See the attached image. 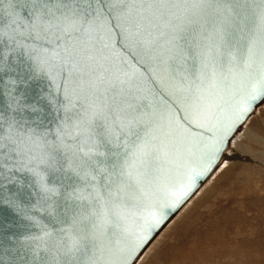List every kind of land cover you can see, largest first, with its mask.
<instances>
[{
  "label": "snow or ice",
  "instance_id": "6c2138e0",
  "mask_svg": "<svg viewBox=\"0 0 264 264\" xmlns=\"http://www.w3.org/2000/svg\"><path fill=\"white\" fill-rule=\"evenodd\" d=\"M262 102L264 0H0V208L25 225L20 264H129ZM192 148L199 166L145 215Z\"/></svg>",
  "mask_w": 264,
  "mask_h": 264
},
{
  "label": "rangeland",
  "instance_id": "374dc122",
  "mask_svg": "<svg viewBox=\"0 0 264 264\" xmlns=\"http://www.w3.org/2000/svg\"><path fill=\"white\" fill-rule=\"evenodd\" d=\"M243 126L250 133L239 129L222 166L136 264H264V104Z\"/></svg>",
  "mask_w": 264,
  "mask_h": 264
},
{
  "label": "water",
  "instance_id": "95a60500",
  "mask_svg": "<svg viewBox=\"0 0 264 264\" xmlns=\"http://www.w3.org/2000/svg\"><path fill=\"white\" fill-rule=\"evenodd\" d=\"M261 105H258L254 110L247 116L241 125L237 127V130L232 135L231 139L237 134L240 127L244 125L247 119L256 111V109ZM230 145V143H229ZM229 145L224 149V152L219 156L215 161L214 166L211 170L202 178L197 180L196 186L193 188L190 195L174 210H167V219H165L158 228H156L152 234L149 236L148 240L143 244L138 251L134 252L133 255L129 258V264H136L142 254L146 249L152 244L156 237L161 233V231L171 222V220L178 214L179 210L189 201V199L195 195V193L200 189V187L211 177V174L217 169L220 164V161L229 147ZM187 147H191L188 145ZM199 152L195 148L189 152L185 149L182 152L180 158L171 164L165 165V174H163L156 185L155 188L151 189L152 192L149 200L145 201V207L141 211L146 215L149 211L155 210V207H158L161 203H164L168 200L169 190L175 187H178L181 182L185 181L187 175L190 174L192 168H196L200 164ZM140 223L139 221L130 219L128 221V233L126 237L122 240V246L132 247L140 232ZM24 223L14 214L10 208H0V232L4 236V247L0 248V264H20V261L16 257L14 241H9V237L15 234L17 237L25 232Z\"/></svg>",
  "mask_w": 264,
  "mask_h": 264
},
{
  "label": "bare ground",
  "instance_id": "6f19581e",
  "mask_svg": "<svg viewBox=\"0 0 264 264\" xmlns=\"http://www.w3.org/2000/svg\"><path fill=\"white\" fill-rule=\"evenodd\" d=\"M247 120H248V119H247ZM240 128H242L243 132L250 133V132H249L250 130H249L248 128H246L245 126H242V127H240ZM238 131H239V130H238ZM241 133H242V132H241ZM237 134H238V132H237ZM237 134H236V135H237ZM252 134H253V133H252ZM236 135H235V136H236ZM235 136L231 139V141H232L233 139H235ZM231 141H230V145H231ZM230 145H229V147H230ZM229 147H228V148H229ZM228 148H227V150L225 151V153H224V155H223V157H222V159H221V161H220L219 166H218L217 169L211 174V177H212V175H213V174L219 169V167L222 166V164H223L224 161H225V157L228 158L227 155H226V154H227V151H228ZM242 150H243V149H242ZM211 177H210V178H211ZM210 178H209V179H210ZM209 179H208V180H209ZM208 180H207V181H208ZM207 181H206V182H207ZM206 182H205V183H206ZM205 183H204V184H205ZM204 184H203V185H204ZM203 185H202V186H203ZM202 186H201V187H202ZM201 187H200V189H201ZM198 191H199V190H198ZM198 191H197V192H198ZM197 192H196V193H197ZM196 193H195V194H196ZM193 197H194V196H192V197L189 199V201H190ZM189 201H188V202H189ZM188 202H186V204H187ZM186 204H185V205H186ZM185 205H184V206H185ZM184 206H183V207H184ZM183 207H182V208H183ZM182 208H181V209H182ZM181 209H180V210H181ZM180 210H179V211H180ZM178 213H179V212H178Z\"/></svg>",
  "mask_w": 264,
  "mask_h": 264
}]
</instances>
